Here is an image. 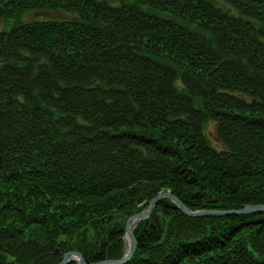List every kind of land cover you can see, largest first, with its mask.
I'll return each instance as SVG.
<instances>
[{
    "label": "trees",
    "instance_id": "16d2710c",
    "mask_svg": "<svg viewBox=\"0 0 264 264\" xmlns=\"http://www.w3.org/2000/svg\"><path fill=\"white\" fill-rule=\"evenodd\" d=\"M0 21V264L121 259L165 192L264 205V0H0ZM133 236L125 264H264V213L161 199Z\"/></svg>",
    "mask_w": 264,
    "mask_h": 264
},
{
    "label": "water",
    "instance_id": "95a60500",
    "mask_svg": "<svg viewBox=\"0 0 264 264\" xmlns=\"http://www.w3.org/2000/svg\"><path fill=\"white\" fill-rule=\"evenodd\" d=\"M161 199H168L173 202L177 208L189 217H201L207 215H242L249 213H264V205H248L242 209L238 210H228V211H216V210H196L191 211L188 209L176 196L169 193H161L158 196L154 197L149 203L145 210L136 213L128 218L125 224V235L127 238V246L126 252L121 259L118 260H105L101 262H97L94 264H125L130 258L133 256L137 243L132 233V228L136 226V224L142 220L147 219L156 203ZM71 262H75L76 264H87L80 253L78 252H67L62 256V259L59 264H69Z\"/></svg>",
    "mask_w": 264,
    "mask_h": 264
},
{
    "label": "rangeland",
    "instance_id": "374dc122",
    "mask_svg": "<svg viewBox=\"0 0 264 264\" xmlns=\"http://www.w3.org/2000/svg\"><path fill=\"white\" fill-rule=\"evenodd\" d=\"M52 19V18H55V19H65L66 16L63 14V13H60V12H45V11H32V12H29V13H26L24 16H23V19L25 20H34V19ZM7 26L4 25V23H2L0 21V31L3 30V29H6ZM207 136L209 138V141L211 142L212 146L218 150H221L222 147L220 145V143L216 140L215 136H214V124L211 123L208 125L207 127ZM165 193H169V192H165ZM170 194V193H169ZM158 196V195H157ZM258 205H262V204H258ZM148 206V205H147ZM147 208V207H146ZM145 208V209H146ZM188 208V207H187ZM143 209V210H145ZM189 209V208H188ZM142 210V211H143ZM154 210V209H153ZM192 211V210H191ZM196 211V210H195ZM216 211H222V210H216ZM141 212V211H140ZM139 213V212H138ZM136 214V213H135ZM134 215V214H133ZM132 216V215H131ZM129 218V217H128ZM128 218L126 220H123V222L126 224V221L128 220ZM124 229H125V226H124ZM125 241H127V238H126V235H125ZM127 246V243L125 244ZM125 246V247H126ZM68 252H77V251H68ZM67 253V252H66ZM65 254V253H64ZM63 254V255H64ZM62 255V256H63ZM62 259V257H61ZM61 261V260H60ZM60 261L58 262V264L60 263ZM94 264V263H93Z\"/></svg>",
    "mask_w": 264,
    "mask_h": 264
},
{
    "label": "bare ground",
    "instance_id": "6f19581e",
    "mask_svg": "<svg viewBox=\"0 0 264 264\" xmlns=\"http://www.w3.org/2000/svg\"><path fill=\"white\" fill-rule=\"evenodd\" d=\"M133 229H134V228L131 229V230H132V233H133Z\"/></svg>",
    "mask_w": 264,
    "mask_h": 264
}]
</instances>
